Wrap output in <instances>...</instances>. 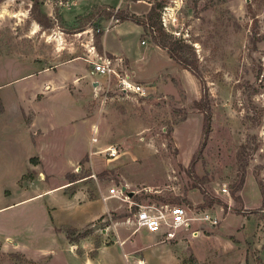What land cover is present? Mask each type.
I'll use <instances>...</instances> for the list:
<instances>
[{
	"label": "rangeland",
	"instance_id": "rangeland-1",
	"mask_svg": "<svg viewBox=\"0 0 264 264\" xmlns=\"http://www.w3.org/2000/svg\"><path fill=\"white\" fill-rule=\"evenodd\" d=\"M107 1L0 0V83L15 85L3 90L11 135H19L11 119L21 105L18 82L28 71L76 58L88 73L94 51L107 54L98 41L123 22L111 16L117 13L114 7L99 6ZM145 1L138 2L137 13L126 5L120 11L145 22L143 35L131 24L123 27L133 56L144 58L124 59L121 67L146 94L123 92L115 79L108 87L107 79L98 78V88L92 84L95 77L79 73L78 84L61 87L74 95L73 103L60 100L62 107L44 101L45 161L39 165L35 156L34 166L18 181L17 190L26 192L6 189L13 194L0 196V205L34 196V190L42 193L0 211V264H146V257L152 264H264V0ZM154 6L152 23L148 16ZM166 7L167 29L162 24ZM78 12L84 14L71 20ZM160 25L169 43L184 40L193 48L188 55L207 83L213 117L206 143L203 113L195 106L201 81L155 43ZM114 35L109 34L111 43ZM141 40L151 54L143 53L148 46ZM69 115L78 124L71 125ZM87 121L90 141L96 135L98 142L77 160L72 152L85 142ZM3 141L0 137V170L18 171L22 149ZM23 141L25 151L30 147ZM53 142L57 148L50 147ZM109 146L118 150L113 159L101 151ZM114 186H126L130 198L110 196ZM152 201L185 205L204 219L167 240L132 222L134 202ZM91 203L109 208L83 228L68 230L74 228L76 211L86 210L79 205ZM207 214L219 217V223L212 225ZM86 229L88 235L80 238Z\"/></svg>",
	"mask_w": 264,
	"mask_h": 264
},
{
	"label": "crops",
	"instance_id": "crops-1",
	"mask_svg": "<svg viewBox=\"0 0 264 264\" xmlns=\"http://www.w3.org/2000/svg\"><path fill=\"white\" fill-rule=\"evenodd\" d=\"M138 2L143 3L146 1L139 0ZM138 2L131 3L125 0H108L107 2L101 3L99 6L107 5L108 7H114L115 9H120L121 7L126 5L127 8H129V10L137 13L138 6H139ZM150 6H151V3H148V7ZM146 7L147 5L146 6L144 5L141 8L144 9ZM49 14H52V12H50ZM81 14H84V13L82 12L75 13L73 17H71V20H75L76 22V20L80 18L79 15ZM126 24H131L135 28H137L139 30V35H143V33L145 32L144 27L142 25H139L131 20H125L123 22L116 23L114 24V26H110V28L106 30L104 34V37H103L104 51L105 53L109 55L112 54V55H117L118 57H122L123 59H125L126 61H129L130 63H137L138 59L143 60L144 55H137L136 57H134L133 56L134 50H131V48H129V46L125 43L123 39L124 37L123 27ZM113 32H115V35L113 38L114 41L111 43L109 34ZM106 38H108V40H106ZM141 45L146 46L147 44L146 43L143 44L141 40ZM147 46L148 47L143 51V53L151 54L152 49L149 48V45ZM79 73L82 74L83 78L85 77L87 78L89 70L87 73L86 66L80 64L79 62H77V59L74 58V59L69 60L67 65L66 64L62 66L55 65L53 67L40 66L36 69H33L32 72L28 71L27 74L24 76L26 80L23 82L22 81L18 82L21 85H18L17 87L18 95L16 99H17V103L18 104L20 103L21 105L17 106L14 117L11 120L16 123L17 134H19L18 137L20 136V139L22 138V141L24 140L23 142H25L26 144H29L30 148H26L25 151L22 145V141L19 142L17 140L18 137L11 135L9 132V130H11L12 124L8 123V118H7L8 106L6 104V101L3 95V90L7 89L10 86H8L9 83L7 84L0 83V99L3 104V111L0 112V137H5V141L3 142L13 143L15 149L16 148L22 149V154L20 156V160L22 164L21 169L15 172L0 170V196L1 197H5V196L8 197L13 194V191H19L17 190L18 181L21 179V177L24 176V174L28 171L29 168L34 166L32 159L35 156H38L40 158L39 165L44 163L46 149H43L42 145L45 142V141L43 142V140L47 137V134H48V128L46 126H42L43 125L42 124V119H43L42 113H43L44 101L49 100L50 102H55L57 106L61 104L62 107H63V104H62L63 102H61L60 100L68 99L69 102L73 103V101H75L76 99L74 98V95L72 93H69V94L66 92L62 93L63 91L61 90V87H63L64 84H71V83L78 84L77 83L78 78L80 77ZM9 85H11L12 88L13 87L15 88V85L13 84V82H11ZM12 93L10 92V94L13 95L14 97L15 94H12ZM63 94H65V97L60 98L59 95L63 96ZM27 109L31 111L30 118L28 117L29 113H27ZM24 112H25V115L27 114L26 117H23ZM56 115H57V112H56ZM68 121L70 122L71 125L78 124V122L73 121V116L71 115L68 116ZM83 122H85V120L80 122L81 125L84 124ZM86 124H88V131L86 133L85 142L81 146H77L78 148H76L75 150L73 149L74 151L72 152V155L74 154V152L76 153L77 160L83 158L92 148V142L90 141V133H89L90 124L88 121L86 122ZM42 127H44L45 129L44 131H42L41 129ZM82 127L84 126L82 125ZM78 132L79 131H76V133L71 134V143L74 144L73 148L76 147V144H75L77 143L76 134ZM54 145L56 146V143L55 144L54 142L50 143L51 148H53ZM4 166L5 164H2V167ZM71 166L72 165L69 164L68 166H66V168H71ZM10 178L14 180L13 187L9 185ZM10 188L13 189V191L11 194H7L6 189H10ZM60 189H63V187H60ZM19 192L23 195L26 192V190H22ZM32 192H34L35 194L34 196L41 195L42 193V192L37 193L35 192V190ZM34 196H31L29 198H24L21 201L30 199ZM21 201L11 203V204L7 203V204L0 205V211L13 206L14 204H18ZM88 202H91V201H88ZM74 207L77 208L76 205ZM79 207L81 208L80 210H82V208H86V210L89 208V211L92 210V212L89 213L88 211L85 214L86 210L85 212H80L77 210L75 217L72 218L73 224L70 223L72 226H74V228H83L84 226L98 219L100 216L104 215L106 210H108L109 208V204L91 203V204H84L83 206L79 205ZM151 234L158 236V234L156 233H151ZM105 248H108V247L100 246L99 250L100 249L103 250ZM146 259H147L146 264L153 263V261L149 260L147 257ZM263 261H264V258H263ZM136 263H137V260L133 262V264H136ZM141 264L143 263L141 262Z\"/></svg>",
	"mask_w": 264,
	"mask_h": 264
},
{
	"label": "built area",
	"instance_id": "built-area-1",
	"mask_svg": "<svg viewBox=\"0 0 264 264\" xmlns=\"http://www.w3.org/2000/svg\"><path fill=\"white\" fill-rule=\"evenodd\" d=\"M166 7L162 16V24L167 29L170 24V17H168ZM176 33V32H175ZM94 56L88 61L90 63L89 74L95 79L92 84L95 87L100 88L102 80L98 78L107 79V85L110 87L111 81L116 80V86L121 91L126 93H138L141 95L146 94V90L143 84L134 82L128 75H124L122 64L124 59L118 56H110L107 54H99L94 51ZM94 133H98V128L93 126ZM92 142H98V137L95 135L92 137ZM104 154L108 155L111 159L118 155V150L114 146L106 147L101 150ZM224 192H228L225 187ZM127 189L124 191L122 187H112L110 189V196H121L130 198V195L126 194ZM131 194V193H130ZM135 211L133 213L132 222L146 229L150 233H156L165 235L167 240H175L178 235L186 230H190L194 220L204 219V217H195L192 214L190 208L185 205H173L170 203H158L152 202H134ZM199 218V219H198ZM206 219L210 221L212 225H217L220 221L219 217L208 215ZM198 231H192V235L197 236Z\"/></svg>",
	"mask_w": 264,
	"mask_h": 264
},
{
	"label": "trees",
	"instance_id": "trees-1",
	"mask_svg": "<svg viewBox=\"0 0 264 264\" xmlns=\"http://www.w3.org/2000/svg\"><path fill=\"white\" fill-rule=\"evenodd\" d=\"M156 6H154L151 11L150 14L148 16L149 21L153 23V12L155 11ZM116 14L110 13L111 16H113L116 19H119L121 21H125V20H131L136 22L139 25H142L144 27V29H146L145 26V22H143L142 20H140L137 15L135 14H126L123 11H120V9H116ZM152 28H155L153 24H151ZM158 30V34L156 36H154V41L157 45H159L162 48H166L170 54V57L173 58L176 62H178L179 64H181L184 68L190 70L195 76H197L200 81H201V85H202V96L201 99L195 102V106L203 113V135H204V143H206V141L209 138V133L211 131V124H212V109L210 106V102H209V89L207 86V83L205 81V79L203 78L200 70H199V66L197 64V61L195 58L190 57V55H188V49H192L193 48L184 43V40H178L176 39L175 41L169 43L166 39V34L165 31L162 27V25L159 26ZM98 47L100 49L101 52L104 51V47H103V43L100 42V39L98 41ZM3 111V104L2 101L0 99V112ZM193 160L191 162V166L193 165ZM244 177V176H243ZM244 180V179H242ZM263 203H264V199H263ZM209 204L208 201H206L204 203V205ZM61 228H57L58 232H61L60 230ZM68 230H76L75 228H70L68 227ZM89 229H86L82 232H79V236L80 238H85L89 231Z\"/></svg>",
	"mask_w": 264,
	"mask_h": 264
},
{
	"label": "water",
	"instance_id": "water-1",
	"mask_svg": "<svg viewBox=\"0 0 264 264\" xmlns=\"http://www.w3.org/2000/svg\"><path fill=\"white\" fill-rule=\"evenodd\" d=\"M122 189L125 191L127 189V187L126 186H123Z\"/></svg>",
	"mask_w": 264,
	"mask_h": 264
}]
</instances>
